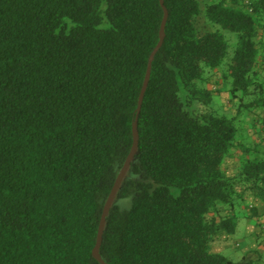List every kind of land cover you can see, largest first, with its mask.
I'll use <instances>...</instances> for the list:
<instances>
[{
  "label": "trees",
  "instance_id": "16d2710c",
  "mask_svg": "<svg viewBox=\"0 0 264 264\" xmlns=\"http://www.w3.org/2000/svg\"><path fill=\"white\" fill-rule=\"evenodd\" d=\"M163 4L136 154L99 254L106 264H234L215 241L256 214L248 194L264 204L261 152L228 164L232 149L250 150L236 143L239 113L264 125V0ZM162 16L159 0H0V264H101L98 223L132 145ZM200 17L212 28L201 31ZM219 28L235 34L231 52ZM210 79L227 86L236 116L213 107Z\"/></svg>",
  "mask_w": 264,
  "mask_h": 264
},
{
  "label": "rangeland",
  "instance_id": "374dc122",
  "mask_svg": "<svg viewBox=\"0 0 264 264\" xmlns=\"http://www.w3.org/2000/svg\"><path fill=\"white\" fill-rule=\"evenodd\" d=\"M200 1H201V5L203 6V4L209 0H200ZM104 7H105V3L102 4V8H104ZM108 26H109V22L106 19L100 25L101 28H107ZM211 28H212V26L209 23H207L203 17L199 18V29L201 31L209 30ZM216 28H218V27H216ZM220 30L224 34L226 39L228 40L229 51L231 52L233 47H234V44H235V34L229 32V31H226V30H222V29H220ZM211 82H212V80L210 79L209 85H212L215 88H219V91H217L215 94H213V107L216 109V111L218 113H222V114H225L227 116H233V115L236 116L234 101L231 98L230 93L227 91V86L225 84L217 85V84H213ZM249 116H250V118H253L254 113L247 111V110H243L242 112L239 113L238 117L236 118L235 123L237 126V135H236L237 146H238V144L241 145V144H245V143L257 144L259 141V140H257L258 139L257 136L264 134V131L260 130L259 126H257V128H252V127L247 128V126H250L251 122H249L250 120L247 122L244 119L246 117H249ZM263 137H264V135H263ZM238 148L239 147L232 149L233 152L229 155L228 164L230 165V167L233 164L232 163L233 159H235L236 156H238V154H239L237 151ZM260 155L262 157H264V149L261 151ZM118 203L121 205V207L128 208L130 206V198L119 199ZM248 221L249 220L246 218H239L236 231L232 235H230L232 241L237 240L238 242L241 243L240 247L231 248V249L229 248V249H225V250L218 251V252L232 258L234 261L238 260L239 263L241 262L240 257L242 256V248H243V245L246 244V241H247V238L244 235L245 233L243 231L244 230L243 227H244L245 223H247ZM262 228H263L262 231L264 232V224L262 225ZM261 249L264 251V247L261 246ZM260 256H262V257H260L261 259L258 258L257 260H254L249 264H264V253H262Z\"/></svg>",
  "mask_w": 264,
  "mask_h": 264
},
{
  "label": "crops",
  "instance_id": "0c3cea01",
  "mask_svg": "<svg viewBox=\"0 0 264 264\" xmlns=\"http://www.w3.org/2000/svg\"><path fill=\"white\" fill-rule=\"evenodd\" d=\"M252 115V114H251ZM250 115V116H251ZM261 118H264V112L259 113ZM246 117L244 120H246L247 122H251L250 126H247V128L249 127H253V125H255V128H257V126H259V129L263 128L264 131V125L262 123H260V121L258 120V117L256 114H254L253 118ZM253 116V115H252ZM248 119V120H247ZM264 135V134H263ZM263 135H259L257 136V140L258 143L257 144H250V143H245L243 144V148H249L250 150H244L241 152V149H237L238 153L240 152V154L243 155H249L250 152H252L253 148H256L258 151H262L264 149V137ZM246 147V148H245ZM233 152V151H232ZM239 156V155H238ZM237 158V156H236ZM235 158V159H236ZM254 206L256 208V214L252 217H247V216H241L240 218H246L249 221L247 223H245L244 227H243V231H244V235L247 238L246 244L243 245L242 248V256L240 257V262L238 260L234 261V264H249L254 260H257L258 258L262 257L260 256L262 253H264V251L261 249V246L264 247V232L262 231V225L264 224V204L261 200H259L258 198H254L252 195L248 194L245 197L244 200V206ZM248 214V211L245 209V212ZM238 224V222H237ZM260 227V228H259ZM236 231V230H235ZM232 235V234H231ZM241 243L238 242L237 240H231L230 235L224 234L221 235L214 244V248L216 251H222L225 249H231V248H238L240 247ZM261 259V258H260Z\"/></svg>",
  "mask_w": 264,
  "mask_h": 264
},
{
  "label": "water",
  "instance_id": "95a60500",
  "mask_svg": "<svg viewBox=\"0 0 264 264\" xmlns=\"http://www.w3.org/2000/svg\"><path fill=\"white\" fill-rule=\"evenodd\" d=\"M160 4L162 6L163 9V16L160 22V26H159V39L158 42L156 43L155 47L153 48L152 52L149 55L148 58V62H147V67L145 70V74H144V78H143V82L140 88V92H139V96H138V100H137V107H136V115L135 118L133 120L132 123V145L130 148V151L128 153V155L126 156L116 178L115 181L113 183V186L104 202V205L102 207V211H101V215H100V219H99V223H98V229H97V234H96V239H95V244L92 248V256L94 257V259H96L99 263L101 264H106L100 254H99V247L101 244V240H102V233L104 230V226H105V221H106V216L108 214V211L113 203V200L116 196L117 190L123 180V178L125 177L129 166L131 165V162L136 154V150H137V145H138V131H137V117L141 108V104H142V100H143V96H144V92L146 90L147 84H148V80H149V76H150V68H151V61L155 55V53L158 51V49L160 48V46L162 45L163 39H164V28H165V23L167 20V16H168V12L166 7L163 4V0H159Z\"/></svg>",
  "mask_w": 264,
  "mask_h": 264
}]
</instances>
